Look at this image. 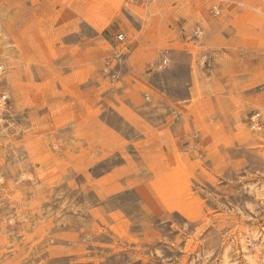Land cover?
Wrapping results in <instances>:
<instances>
[{"label":"rangeland","instance_id":"374dc122","mask_svg":"<svg viewBox=\"0 0 264 264\" xmlns=\"http://www.w3.org/2000/svg\"><path fill=\"white\" fill-rule=\"evenodd\" d=\"M0 264H264V0H0Z\"/></svg>","mask_w":264,"mask_h":264},{"label":"built area","instance_id":"2783aa9c","mask_svg":"<svg viewBox=\"0 0 264 264\" xmlns=\"http://www.w3.org/2000/svg\"><path fill=\"white\" fill-rule=\"evenodd\" d=\"M257 126V123L253 122V127Z\"/></svg>","mask_w":264,"mask_h":264}]
</instances>
